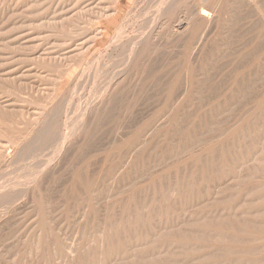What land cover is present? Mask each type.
<instances>
[{
  "label": "rangeland",
  "instance_id": "1",
  "mask_svg": "<svg viewBox=\"0 0 264 264\" xmlns=\"http://www.w3.org/2000/svg\"><path fill=\"white\" fill-rule=\"evenodd\" d=\"M146 1L0 0V264H264V0L109 53Z\"/></svg>",
  "mask_w": 264,
  "mask_h": 264
},
{
  "label": "bare ground",
  "instance_id": "2",
  "mask_svg": "<svg viewBox=\"0 0 264 264\" xmlns=\"http://www.w3.org/2000/svg\"><path fill=\"white\" fill-rule=\"evenodd\" d=\"M149 3H156L157 7L155 8L154 11H150V12H146L147 10H145L146 14L144 15L142 21H141V29L142 31H139L140 33L136 34L137 32H135V35L133 34L131 35H127L126 32H124V25L122 23H120L117 27V31L115 33L114 38L112 39V45L110 47H108V52L110 53V51H115L118 50L121 46L125 47L126 43L123 42V39L125 37H127L129 40V42L133 44L131 50H130V55H129V60L131 59V56H136V54H138L140 51H143L147 48H151V46H156L155 43L159 40L162 39L165 35L169 36L170 33H173L174 35L180 34L182 36H187L190 33H192L190 30L193 29L194 25L196 23H201L203 25V28H205L204 31H207L211 26H213V24L215 23V14L218 11V7H219V3L221 2V0H148ZM146 1V2H148ZM236 1V0H235ZM122 0H110V6L108 9H106L104 7V10H100L99 12H96L97 14L95 16H93V18H91V21L93 22V28L95 27V31L92 33V37L96 38L99 36L103 35V32L100 30L99 25L102 23V17L104 16H111L110 14L113 15H117L120 11V7L119 5H121ZM136 2V1H135ZM225 2V1H224ZM251 2V1H250ZM143 3V2H142ZM236 3V2H235ZM258 3V2H257ZM263 3V2H262ZM139 4V3H138ZM155 4V5H156ZM244 6L245 3H243ZM248 4V3H247ZM140 5V4H139ZM225 5V4H224ZM232 5V4H231ZM256 5V3H255ZM107 6V5H106ZM134 6V5H133ZM144 6V5H143ZM149 6V4H148ZM147 6V7H148ZM154 6V5H152ZM138 7V6H137ZM151 6H149L148 8H150ZM225 7V6H224ZM240 7V6H238ZM133 8V7H131ZM130 8V9H131ZM223 8V7H222ZM228 8V7H227ZM93 9V8H92ZM144 9V8H143ZM142 9V10H143ZM147 9V8H146ZM152 9V8H150ZM149 10V9H148ZM153 10V9H152ZM252 10V9H251ZM258 10V9H257ZM97 11V10H96ZM243 11V10H242ZM130 12V11H129ZM231 12V11H230ZM238 12V11H237ZM234 13V12H233ZM236 13V12H235ZM234 13V14H235ZM239 14V13H238ZM252 14V13H251ZM130 15V13H129ZM240 15V14H239ZM242 15V14H241ZM222 16V15H221ZM244 16V15H243ZM103 17V18H104ZM136 17V16H135ZM263 17V16H262ZM129 18L128 15L126 16L125 19ZM231 18V17H230ZM229 18V19H230ZM221 19V18H220ZM264 19V18H263ZM124 20V19H123ZM226 20V19H225ZM129 21V20H128ZM127 21V22H128ZM125 22V20H124ZM257 22V21H256ZM126 23V22H125ZM220 23V22H218ZM92 24V23H91ZM221 24V23H220ZM234 24V23H233ZM237 24V23H236ZM193 25V26H192ZM223 25V24H222ZM225 25V24H224ZM235 25V24H234ZM192 26V27H191ZM129 27V26H128ZM232 27V26H231ZM127 28V26L125 27ZM196 28V27H194ZM222 29V28H221ZM226 29V28H225ZM233 29V28H232ZM93 30V29H92ZM198 30V28L196 29ZM195 30V32H196ZM238 31V30H237ZM240 31V30H239ZM133 32V31H132ZM124 33L126 35H124ZM212 33V32H211ZM252 33V32H251ZM90 34V33H89ZM197 34V33H196ZM219 34V33H218ZM244 34V33H243ZM260 34V33H259ZM129 36V37H128ZM171 36V35H170ZM190 36V35H189ZM188 36V37H189ZM206 36V35H205ZM201 37V36H200ZM204 37V36H203ZM72 38V37H71ZM98 39V38H97ZM168 40V39H167ZM179 40V39H178ZM202 40V39H201ZM95 41V40H94ZM178 42V41H177ZM186 42V41H185ZM210 42V41H209ZM222 42V41H221ZM90 44V43H89ZM92 44V43H91ZM125 44V45H123ZM168 44V43H167ZM189 44V43H188ZM213 44V43H212ZM215 44V43H214ZM184 45V44H183ZM206 45V42H205ZM220 45V44H219ZM88 46V45H87ZM86 46V47H87ZM171 46V45H170ZM185 46V45H184ZM192 46V45H191ZM211 46V45H210ZM72 47V46H71ZM194 47V46H193ZM220 47V46H219ZM223 47V46H222ZM246 47V46H245ZM179 48V47H178ZM214 48V47H213ZM216 48V47H215ZM196 49V48H195ZM204 49V48H203ZM156 50V49H155ZM159 50V49H158ZM207 50V49H206ZM212 50V49H211ZM236 50V49H235ZM182 51V50H181ZM184 51V50H183ZM196 51V50H195ZM221 51V50H220ZM224 51V50H223ZM237 51V50H236ZM197 52V51H196ZM212 52V51H211ZM225 52V51H224ZM188 53V52H187ZM186 53V54H187ZM201 53V52H200ZM203 53V52H202ZM210 53V52H209ZM78 54V53H77ZM154 54V53H153ZM196 54V53H195ZM213 54V52H212ZM199 55V54H198ZM160 56V55H159ZM212 56V55H211ZM214 56V55H213ZM209 57V56H208ZM242 57V56H241ZM79 58V57H78ZM101 59V58H100ZM109 59V58H108ZM141 59V58H140ZM187 61V60H186ZM189 61V60H188ZM143 62V60H142ZM263 62V61H262ZM141 63V62H140ZM219 63V62H217ZM102 65V64H101ZM109 66V65H108ZM135 65H133L132 67H134ZM147 66V65H146ZM191 66V65H190ZM122 67V66H121ZM235 67V66H234ZM190 68V67H189ZM190 70V69H188ZM194 71V70H193ZM263 71V70H262ZM131 73V72H130ZM103 74V73H102ZM101 74V75H102ZM105 74V73H104ZM121 74V73H120ZM124 74V73H123ZM122 74V75H123ZM191 74V73H190ZM196 74V73H194ZM193 74V75H194ZM203 74V73H202ZM206 74V73H205ZM226 74V73H225ZM129 75V74H128ZM252 75V74H251ZM125 76V75H123ZM131 76V74H130ZM190 76V75H189ZM248 76V75H247ZM107 78V77H106ZM128 78V76H127ZM126 78V79H127ZM178 78V77H177ZM254 79V78H253ZM122 80V79H121ZM120 80V82H121ZM128 80V79H127ZM115 81V79H114ZM245 81V80H244ZM220 82V81H219ZM127 83V82H126ZM114 84V83H113ZM118 84V83H117ZM120 85V84H118ZM260 85V84H259ZM198 86V85H197ZM246 87V86H245ZM111 89V88H110ZM112 90V89H111ZM203 90V89H202ZM97 91V90H96ZM108 91V89H107ZM254 91V90H253ZM111 93V91H109ZM235 92V91H234ZM107 93V92H106ZM109 93V94H110ZM236 93V92H235ZM114 94V93H113ZM128 94V93H127ZM196 94V93H195ZM107 97V96H106ZM105 97V98H106ZM177 97V96H176ZM107 99V98H106ZM112 99V98H111ZM244 99V98H243ZM100 104V103H99ZM103 106V104L101 105ZM201 106V105H200ZM264 106V105H263ZM262 107V106H261ZM116 109V108H115ZM204 111V110H203ZM263 112V111H261ZM173 114V112H172ZM54 115V114H53ZM2 116V115H1ZM12 116V115H11ZM22 117V116H21ZM108 117V116H107ZM88 119V118H87ZM21 121V120H20ZM225 123V122H224ZM224 126V125H223ZM30 131V130H29ZM237 131V130H235ZM1 132V131H0ZM238 133V132H237ZM258 134V133H257ZM39 135V134H38ZM245 136V135H244ZM39 139V138H38ZM46 139V138H45ZM246 139V138H245ZM28 140V139H27ZM53 142V141H52ZM213 142V141H212ZM256 142V141H255ZM203 143V142H202ZM237 145V144H236ZM33 146V145H32ZM146 146V145H145ZM142 147V146H141ZM69 148V147H68ZM127 148V147H126ZM253 148V147H252ZM45 149V148H44ZM137 151V150H136ZM244 151V150H243ZM255 151V150H254ZM260 154V153H259ZM35 155V154H34ZM246 155V154H245ZM255 155V154H254ZM60 157V156H59ZM255 158V156H253ZM209 158V157H208ZM259 158V157H258ZM14 159V158H13ZM60 161V160H59ZM245 162V161H244ZM256 162V161H255ZM264 162V161H263ZM252 163V162H251ZM35 164V163H34ZM60 164V163H59ZM45 167V166H44ZM43 167V168H44ZM136 167V166H135ZM243 167V166H242ZM263 167V166H262ZM57 168V167H56ZM249 168V167H248ZM42 169V168H41ZM45 170V169H44ZM259 171V170H258ZM44 173V172H43ZM63 173V172H62ZM264 176V175H263ZM44 178V177H43ZM172 179V178H171ZM23 183V182H22ZM32 191V190H31ZM39 191V190H38ZM19 192V191H18ZM29 192V191H28ZM33 192V191H32ZM83 192V191H82ZM40 193V192H39ZM38 193V194H39ZM30 194V193H28ZM32 194V193H31ZM2 195V194H1ZM12 195V194H11ZM4 196V195H3ZM39 196V195H38ZM215 199V198H214ZM4 202V201H3ZM28 204V203H27ZM12 211V210H11ZM81 211V210H80ZM106 211V210H105ZM17 212V211H15ZM213 212V211H212ZM10 213V212H9ZM13 213V212H12ZM234 213V212H233ZM7 214V213H6ZM11 214V213H10ZM110 214V213H109ZM8 215V214H7ZM110 218V217H109ZM2 219V218H1ZM48 219V218H47ZM3 222V221H1ZM72 223V222H71ZM50 225V224H49ZM50 227V226H48ZM52 228V227H51ZM50 228V229H51ZM35 229V228H34ZM49 229H45V231H48ZM103 230V229H102ZM44 231V230H43ZM44 231V232H45ZM18 232V231H17ZM53 232V231H52ZM51 232V233H52ZM56 233V232H55ZM50 234V233H48ZM32 235V234H31ZM46 235V234H45ZM111 235V234H110ZM30 236V235H29ZM47 236V235H46ZM45 236V238H46ZM160 236V235H159ZM38 239L39 236H37ZM49 237V235L47 236V238ZM35 238V237H34ZM44 238V237H43ZM44 238V239H45ZM52 238V236H51ZM113 238V237H112ZM116 238V237H115ZM43 239V240H44ZM50 239V238H48ZM34 240V239H33ZM36 240V239H35ZM41 240V239H40ZM39 241V240H38ZM49 241V240H48ZM51 241V240H50ZM29 242V240H28ZM32 242V241H31ZM42 242V241H40ZM53 242V241H52ZM111 242V241H109ZM30 243V242H29ZM28 243V244H29ZM47 243V240H46ZM45 243V244H46ZM49 243V242H48ZM32 244V243H31ZM34 244V243H33ZM32 244V246H33ZM37 244V243H36ZM35 244V245H36ZM52 244V243H51ZM105 244V243H104ZM111 244V243H110ZM21 245V244H20ZM22 246V245H21ZM30 246V245H28ZM27 246V247H28ZM36 247V246H35ZM33 246V248H35ZM46 247V246H45ZM48 247V246H47ZM46 247V248H47ZM182 247V246H181ZM50 248V247H49ZM130 248V247H129ZM32 249V248H29ZM27 249V250H29ZM40 249V248H39ZM55 249V248H54ZM65 249V247H64ZM110 249V248H109ZM26 251V250H25ZM52 251V250H49ZM71 251V250H70ZM106 251V250H105ZM27 252V251H26ZM123 252V251H122ZM28 253V252H27ZM31 253V252H30ZM33 253V252H32ZM31 253V254H32ZM56 253V252H55ZM72 253V251H71ZM151 253V252H150ZM158 253V252H157ZM20 254V253H19ZM44 254V253H42ZM53 254V253H52ZM35 255H37V253H35ZM69 255V254H68ZM77 255V254H76ZM9 256V255H8ZM30 256V254H29ZM41 256V255H40ZM107 256V255H106ZM33 257V256H32ZM35 257V256H34ZM44 257V255H43ZM46 257V256H45ZM53 257V256H52ZM77 257V256H76ZM29 258V257H28ZM67 258V257H66ZM72 258V257H71ZM120 258V257H119ZM34 259V258H33ZM36 259V258H35ZM114 259V258H113ZM48 260V259H47ZM50 260V258H49ZM55 260V259H54ZM67 260V259H66ZM77 260V259H76ZM75 260V261H76ZM42 261V260H40ZM46 261V260H45ZM72 261V260H71ZM81 261V260H79ZM128 261V260H127ZM74 262V261H73ZM73 262L71 264H73ZM78 262V260H77ZM170 262V261H168ZM14 263V262H13ZM64 263V262H63ZM75 263V262H74ZM15 264V263H14ZM24 264V263H23ZM34 264V263H33ZM43 264V263H42ZM61 264V263H60ZM81 264V263H80ZM109 264V263H108ZM111 264V263H110Z\"/></svg>",
  "mask_w": 264,
  "mask_h": 264
}]
</instances>
